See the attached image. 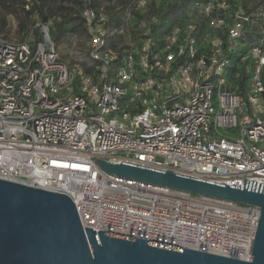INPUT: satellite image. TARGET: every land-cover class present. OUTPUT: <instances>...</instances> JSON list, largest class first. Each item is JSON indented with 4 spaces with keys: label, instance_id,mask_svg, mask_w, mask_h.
<instances>
[{
    "label": "built area",
    "instance_id": "1",
    "mask_svg": "<svg viewBox=\"0 0 264 264\" xmlns=\"http://www.w3.org/2000/svg\"><path fill=\"white\" fill-rule=\"evenodd\" d=\"M175 1L138 0L129 28L84 10L92 72L61 62L46 26L38 41L0 36V179L68 197L83 231L251 261L259 208L119 178L94 162L165 172L172 159L181 176L264 184V36L239 43L238 0L196 1L199 10L155 32V19L131 13Z\"/></svg>",
    "mask_w": 264,
    "mask_h": 264
},
{
    "label": "water",
    "instance_id": "2",
    "mask_svg": "<svg viewBox=\"0 0 264 264\" xmlns=\"http://www.w3.org/2000/svg\"><path fill=\"white\" fill-rule=\"evenodd\" d=\"M94 162L119 178L259 208L251 261L83 231L68 197L0 179V264H264V184L227 186L181 176L172 172V159L165 172Z\"/></svg>",
    "mask_w": 264,
    "mask_h": 264
},
{
    "label": "trees",
    "instance_id": "3",
    "mask_svg": "<svg viewBox=\"0 0 264 264\" xmlns=\"http://www.w3.org/2000/svg\"><path fill=\"white\" fill-rule=\"evenodd\" d=\"M138 0H0V36L6 38V17H12L16 23V34L19 42L24 41L32 32L35 41L41 39L39 26H46L48 37L56 47L64 40L85 37L86 30L81 13L84 10H93L98 17L104 18V27L119 28L122 24V15L125 10H133ZM203 0H179L169 3L155 4L150 2L146 13L131 11L136 19L148 17L157 23L152 26L163 28L165 21L170 25L177 23L181 17L191 10H199L195 3ZM242 6L246 22L243 23V33L239 43L250 47L258 44L264 36V0H238ZM117 10L116 12H113ZM164 32H160L156 37ZM4 35V36H3ZM115 41L110 42L114 48ZM85 72H92L94 65L82 64ZM248 76L240 78V87L243 88ZM264 81V76H263Z\"/></svg>",
    "mask_w": 264,
    "mask_h": 264
},
{
    "label": "rangeland",
    "instance_id": "4",
    "mask_svg": "<svg viewBox=\"0 0 264 264\" xmlns=\"http://www.w3.org/2000/svg\"><path fill=\"white\" fill-rule=\"evenodd\" d=\"M117 10H114L113 12H116ZM129 10H125L123 15H122V26L127 24V27H133L135 19L133 18L128 20L126 13ZM2 11L0 10V15H2ZM6 39L8 40H13V41H18L19 38L16 34V23L12 17H6ZM166 25H170V21L167 20ZM110 29L113 27H109ZM4 36V35H3ZM57 53L59 54L61 62L65 64H73L75 62H81L80 64L85 63V51L87 49V39L85 37H75V38H70L67 40H64L63 43L56 47Z\"/></svg>",
    "mask_w": 264,
    "mask_h": 264
}]
</instances>
